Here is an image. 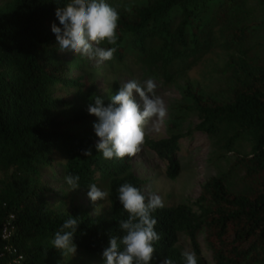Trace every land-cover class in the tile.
I'll use <instances>...</instances> for the list:
<instances>
[{
    "label": "trees",
    "instance_id": "trees-1",
    "mask_svg": "<svg viewBox=\"0 0 264 264\" xmlns=\"http://www.w3.org/2000/svg\"><path fill=\"white\" fill-rule=\"evenodd\" d=\"M67 2H0V170L10 172L0 183V264H62L64 256L50 241L69 214L79 217L77 249L101 256L110 235L124 234L118 222L128 213L117 189L129 182L145 190L135 158L145 154L164 162L166 175L175 179L182 172L181 139L195 132L209 137L216 160L235 156L201 184L195 207L165 205L153 214L161 239L152 264L165 257L184 264L182 235L198 255L202 243L215 264H264V0H134L116 7L117 44L100 46L116 47L110 64L125 72L136 66L147 78L172 85L215 48L227 51L228 60L217 87L191 81L181 87L184 109L196 114L197 123L171 129L167 137H145L135 155L111 160L95 149L90 123L97 118L87 106L95 96L107 104L119 85L107 95L91 86L70 118H63V101L55 96L62 86L78 85L53 60L60 49L51 25L60 26L55 9ZM89 148L92 155H83ZM60 167L63 177L79 175L81 188L107 185L111 216L78 205L52 208L42 179L45 170Z\"/></svg>",
    "mask_w": 264,
    "mask_h": 264
},
{
    "label": "clouds",
    "instance_id": "clouds-1",
    "mask_svg": "<svg viewBox=\"0 0 264 264\" xmlns=\"http://www.w3.org/2000/svg\"><path fill=\"white\" fill-rule=\"evenodd\" d=\"M55 16L60 26L52 23L51 32L61 52H70L102 64L110 61L116 47H102V42L116 45L117 27L120 19L116 7L108 0H68L55 9ZM157 84L151 78L143 81L129 79L111 95L106 104L100 96L87 106L89 115L97 119L93 123L95 149L103 158L111 160L133 156L140 151L145 140V123L151 119L152 128L159 130L167 108L164 100L156 95ZM83 155H92L91 148ZM65 183L72 189L80 187V177L68 174ZM118 201L128 213L126 220L118 222L122 236H109L108 246L102 250L103 264H152L155 252L154 244L161 239L156 231L158 220L153 215L164 208L163 198L156 192H145L129 182L117 189ZM87 196L95 203L106 200L110 191L101 189L96 183L87 185ZM80 227L79 217L67 216L50 241L52 247L60 250L63 256H74L77 244L74 237ZM184 264H199L194 250L181 252ZM160 264H175L170 257H165Z\"/></svg>",
    "mask_w": 264,
    "mask_h": 264
},
{
    "label": "rangeland",
    "instance_id": "rangeland-1",
    "mask_svg": "<svg viewBox=\"0 0 264 264\" xmlns=\"http://www.w3.org/2000/svg\"><path fill=\"white\" fill-rule=\"evenodd\" d=\"M5 1L7 0H0L1 3ZM133 1L108 0L110 4L118 8H122ZM53 60L65 67L64 75L67 77L71 75L72 78L78 80V85L68 88L62 86L56 90L55 96L63 101L60 109L63 118L72 117L77 110L83 107L91 86H95L99 94L107 95L117 84L120 87L129 79L140 81L148 79L138 67L134 66L130 72H125L123 68L113 65V63L111 65V60L97 64L86 58L85 60L88 62H84L79 55L61 52L60 50L53 56ZM227 60V51L223 48H215L201 57L199 62L193 65L186 75L175 84L165 85L153 79L157 84L156 95L164 100L168 112L158 131L152 128L151 119L145 123V137L154 139L167 137L171 129L185 131L197 123L196 114L184 109L186 102L182 98L181 87L186 81L207 88L217 87L226 76ZM87 63H92L95 66L89 67ZM94 67L96 72H94ZM90 126L93 127V123H90ZM181 144L182 152L179 157L182 172L175 179L166 175L164 162L145 154L135 158V172L145 180L146 192L159 194L165 205L190 203L195 207L194 204L199 196L201 184L207 178L226 169L233 161L235 154L231 153L225 159L216 160L211 140L206 134L200 132H195L191 138H182ZM59 165L62 163L57 164V166ZM9 174L8 171L0 170V183L7 179ZM42 180L44 185L49 188L46 198L52 208L68 211L73 205H78L89 208L95 216H111L112 208L109 197L106 200H98L93 203L87 196V188L79 187L72 190L65 183L61 174V167L58 170H45ZM97 186L109 190L107 185L98 184ZM179 246L182 251L194 250L190 239L185 235L181 236ZM201 251V255L197 254L199 259L206 261L207 264H215L211 253L205 249L202 243ZM62 264H103V260L101 256L77 249L74 256H64Z\"/></svg>",
    "mask_w": 264,
    "mask_h": 264
},
{
    "label": "built area",
    "instance_id": "built-area-1",
    "mask_svg": "<svg viewBox=\"0 0 264 264\" xmlns=\"http://www.w3.org/2000/svg\"><path fill=\"white\" fill-rule=\"evenodd\" d=\"M5 237H6V235H5ZM16 264H18V262Z\"/></svg>",
    "mask_w": 264,
    "mask_h": 264
}]
</instances>
